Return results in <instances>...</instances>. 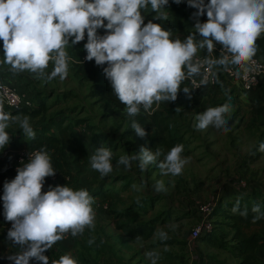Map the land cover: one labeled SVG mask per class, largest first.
I'll list each match as a JSON object with an SVG mask.
<instances>
[{"label":"clouds","instance_id":"obj_1","mask_svg":"<svg viewBox=\"0 0 264 264\" xmlns=\"http://www.w3.org/2000/svg\"><path fill=\"white\" fill-rule=\"evenodd\" d=\"M179 5L185 0H172ZM188 7L195 9L193 34L181 40L172 39V31L149 20L145 23L143 11L151 9L153 20L166 21L165 9L169 0H0V41L3 63L10 66L13 74L29 72L37 79L63 81L69 73L67 47L84 43L85 59L103 67V74L110 82L112 92L125 105L129 117L139 115L143 109L152 115L161 102H175L181 84L190 79L194 88L206 86L209 77L216 78L213 69L222 68L247 79L250 72L258 70L253 59L256 56L258 38L264 34V0H186ZM206 14V22L200 17ZM104 30L103 35L98 30ZM199 37V38H198ZM219 45V56L214 57ZM205 50L203 59H195L198 51ZM53 69L46 72L49 64ZM203 70V71H202ZM196 77H200L197 83ZM189 95L192 90L184 87ZM180 108H177L179 110ZM231 105L209 107L195 117L194 128L206 131L209 128L230 131L226 114ZM17 124L24 137L35 138L29 117L12 116L0 106V149L11 140L7 129ZM131 129L140 138L148 133L136 120ZM264 153V143L259 145ZM183 144H177L164 154L141 146L138 152L120 156L117 166L126 170L135 163L141 172L156 164L161 175L180 176L191 157H182ZM113 153L110 148L99 146L91 155L92 170L107 177L113 171ZM28 162L16 169V176L3 184V214L11 228L7 239L20 251L9 255L12 264H49L45 255L67 234L83 235L85 229L95 228L96 213L92 207L94 198L87 189L74 190L64 186H48L46 178L54 177L51 157L44 148L28 153ZM135 188L136 186L133 185ZM157 193L166 192L162 181L154 185ZM139 203V201H137ZM239 212V201L232 209ZM257 215L254 221L264 216L259 205L252 208ZM246 216L247 209L240 212ZM156 236L167 240L168 235L158 230ZM142 238L136 237L140 242ZM94 243L89 239L88 244ZM150 264H158L160 254L156 250L145 252ZM52 264H78L71 253L61 255Z\"/></svg>","mask_w":264,"mask_h":264},{"label":"rangeland","instance_id":"obj_2","mask_svg":"<svg viewBox=\"0 0 264 264\" xmlns=\"http://www.w3.org/2000/svg\"><path fill=\"white\" fill-rule=\"evenodd\" d=\"M185 5L186 0L179 5L169 0V7L164 10L168 16L166 21L153 20L155 13L150 7L142 14L145 23L152 20L154 23L163 24L164 29L170 28L176 21L186 23L188 30L178 31L184 35L194 29L195 20L192 14L196 11L186 9ZM98 34H105L104 30H98ZM86 42L85 37L81 43L74 46L70 44L67 47L66 51L70 58L69 73L63 81L58 77L52 81L37 79L29 72L13 74L10 66L3 63L4 55H0V68L4 71L0 75V80L15 78L20 92L38 98L39 103L41 100L39 92L48 93L45 108L38 116L29 113L19 114L21 117H29L32 128L49 124L51 118L57 115L62 120L68 117V123H74L71 125L78 127L76 134L89 151L86 172L78 176V189H88L103 180L108 185L114 182L113 187L119 189L115 192L113 201L104 204L93 202L92 207L96 213L93 230L85 229L83 235H78L74 237L75 239L66 235L45 253L49 258V264L67 253H71L78 264H150L145 256V252L149 250H156L160 254L158 264H198L196 249L201 247L202 254H208L212 252V247L199 244L190 247L188 244L192 230L200 224V213L195 212L196 206L194 207L193 203L208 204L213 199H219L226 189L239 192V189L250 190L257 187L264 191V153L258 150L259 145L264 143V94L262 98L261 95L249 96L247 105H237L231 98L224 101L223 104L231 105L230 111L226 114L230 128L227 133L213 128L197 131L189 120L184 121L183 113H176L179 120H174L175 124L168 127L170 131L165 135L180 136L187 151L182 157H191L180 176L161 175L156 164L149 165L144 172H141L135 163L131 169L126 170L122 165L117 166L120 156L134 154L141 146L150 150L152 141L148 137L142 139L135 134L131 129V119L134 117L126 114L122 109L125 106L116 96L110 98L108 95L98 94L105 81L100 71H96L95 68L86 71L80 64L86 53L84 50ZM52 69L53 65L50 63L46 72L50 73ZM67 91H70L69 94L63 98ZM227 94L224 96L227 97ZM59 98L60 100L56 101ZM220 101L211 103L210 107L223 105ZM144 128L152 129L151 135L154 134V126L148 125ZM7 131L17 132L21 129L17 124H13ZM10 145L11 142L4 151L11 149ZM99 146L110 148L113 153V171L107 177H101L100 173L90 167L89 159ZM11 150L15 152L21 148ZM4 151L0 157V170L10 174L14 158L10 155L4 157ZM252 151L257 155L256 158L247 159V154ZM163 158L164 156L162 160ZM70 161L69 159L66 162L62 161L63 166L75 173L74 166L66 164ZM123 180H126L127 184L121 182ZM158 181L163 182L166 192L155 191L154 185ZM0 184H3L1 180ZM49 184L50 182L46 181L44 187ZM153 195L156 197L161 195L162 202H154L148 206L146 212L134 214L133 211H138L135 205L137 201L140 203ZM159 217L161 221L154 223ZM216 221V224L226 229L228 227L225 225L231 223V220L224 217H219ZM1 222L0 219V236H6L10 228ZM140 225L147 226L152 233L148 239L137 242L125 233L124 228L135 229ZM158 230L165 231L168 239L161 241L156 236ZM89 239H94V243L89 245ZM227 243L229 245L232 242ZM214 249L216 252L210 258L213 260L211 264H240V261L235 259V253Z\"/></svg>","mask_w":264,"mask_h":264},{"label":"trees","instance_id":"obj_3","mask_svg":"<svg viewBox=\"0 0 264 264\" xmlns=\"http://www.w3.org/2000/svg\"><path fill=\"white\" fill-rule=\"evenodd\" d=\"M205 2L207 3L208 0H205ZM185 8L195 10L193 8L188 7L187 3L185 5ZM206 20H207L206 14L200 17V22H206ZM187 27L188 25L186 23L184 24L176 21L170 28H165V30L170 29L172 32H178L184 30L186 31L188 30ZM193 33L194 31L190 30L187 31V34L185 35L188 36ZM256 43L258 46L256 56L264 63V34H262L258 38ZM0 45H1L0 49L2 50V41H0ZM83 57L80 61L81 68H84L86 71H91V69L95 68L96 71L97 70L100 71L102 77L105 80L103 81V87L98 91V94L108 95L110 98H113L115 94L112 92L110 82L106 79V77L103 74V67L97 66L94 61L83 64L82 63ZM219 71L220 68L219 70L216 69V83L214 85H208L204 87L219 88L225 93L224 90H226L228 86L226 85V79L224 78V76L219 74ZM2 73L0 75H2ZM0 81L10 83L19 89V87L16 85L15 78L10 77L9 79H1ZM188 81L190 83L189 79ZM22 90L25 91L24 89ZM69 92L70 91H67L66 94L63 96V98L66 95H68ZM247 93L249 95L250 94L256 95L257 97L261 95L262 98V94H264V82L261 83L251 92H247ZM26 95L33 101L34 107L33 108L23 107L19 110L10 111L12 115L29 113L31 115L38 116L40 112H42V109L45 108V102H47L46 98L48 96V93L46 91L41 93L39 92V96H40L39 98L41 99L40 103L38 98H34L28 94ZM227 97L223 96L222 99H219L221 100L220 101L221 104H223L225 100L230 98L236 102V99L232 96L231 93L227 94ZM59 100L60 98L56 99V101ZM183 105H185L183 98L177 99V101L172 103L170 107H165L164 103L161 102L158 108L156 107L155 104L153 105V108H156V110L153 112L152 115H148V113H146L143 109H141L142 113H139V115L133 118L134 120L139 122L143 127H147L148 125H151L152 127L154 126L155 130L153 135H151L152 129L145 128V130L148 133L147 135L148 139L152 141L150 145L151 146L150 150L151 151H155L156 149L161 150L162 155L160 157V160H162V156H164V154H166V152H168L169 149L172 148L173 146L177 144H183V146H185V142L180 136L177 137L175 135H165V133H168L170 131L168 127H170L171 124H175L174 120L176 119L179 120V117L176 118V113L177 114L183 113L184 114L183 117L187 118L186 117L187 114L184 112V110L186 109L180 108ZM177 108L180 109L177 110ZM122 109L125 111V107H122ZM62 116L65 115L62 114ZM185 118L184 121L185 122L188 121ZM68 121H69L68 117H66V119L63 120L62 118L59 117V115L52 117L49 124L41 127L33 128L35 132L34 139H29L24 137L21 131L8 132L11 138L10 148L11 149L25 148L30 151L35 149L39 150L41 148L46 149L51 157V162L54 170L58 174H60V177L57 181L51 182L48 178H46V181L50 182L49 185L54 187L56 185L64 186L67 184L69 187L73 188L74 190H78V185H79L78 176L86 172L89 151L85 143L81 141L78 134H76V129L78 127H76L75 125H71L74 123H68ZM12 133L13 135H10ZM4 149H0V157L3 156ZM253 152L254 151L247 154L246 158L247 159L256 158L257 155L254 154ZM186 154L187 151L184 149L181 155H186ZM67 159L71 161L70 163H66V164L68 166H74V169L76 171L75 173H72L71 171L64 168L62 161L66 162ZM65 176H70V179L67 180ZM0 180L3 182V184L5 181H11L8 172L0 170ZM121 182H125L124 184H127L126 180H123ZM3 184H0V197H2L3 195ZM113 184L114 182L111 185H108V183L103 180L88 188L87 190L89 194L94 198L93 202L104 204L113 201L115 199L114 196L115 192L119 191V189H115L113 187L114 186ZM49 185L44 187L43 190L47 191ZM238 191L239 192L234 191L233 189H226L225 192L219 197L218 205L212 211L211 214V220L213 222L214 228L211 232L203 231L200 237L198 238V240L196 241L195 245L199 244V246H210L218 250H227L229 252H233L235 253V259L240 261V264H264V216H261L260 219L254 221V217L257 215V213H254L252 211V208L255 205H259L261 213H264V191H262L260 188L257 187L254 188L252 187L250 188V190L239 189ZM157 196L158 197L154 195L152 197H147L143 199L140 203L135 204L137 205L138 211L137 212L133 211L134 214H140V212H146L148 206H150L154 202L156 203L162 202V196L161 195H157ZM237 201H239V212L233 213L232 209L234 206H236ZM193 205L194 207L196 206V208H194L195 212H199L197 209V203L196 204L193 203ZM245 209H247V215L246 216L240 215V212H243ZM3 212H4L3 202L0 201V219L2 220L1 223L6 227H10L11 224L5 220ZM219 217L221 218L224 217L231 220V223L229 225H225L226 227H228V229L223 228L218 223L216 224L217 222L216 220ZM160 221L161 218L159 217L154 220V223H159ZM221 224H225V223H221ZM124 231L130 238L136 239L137 236H140L142 240L148 239L152 233V230L150 231V229H148L147 226H143V225H140L135 229L124 228ZM67 236H71V235L67 234ZM72 238L75 239L74 237ZM5 241L10 242L13 246V249L11 250V252H9L8 256L20 251L19 246L13 245V243L7 239V235L6 236L1 235L0 243H4ZM227 242H232V243H229L228 245ZM188 244L190 247H192L189 241ZM199 249H201V247H199ZM203 255L206 259L208 257L212 258L209 256V254L205 253ZM34 262L35 261H30V264H34Z\"/></svg>","mask_w":264,"mask_h":264},{"label":"built area","instance_id":"obj_4","mask_svg":"<svg viewBox=\"0 0 264 264\" xmlns=\"http://www.w3.org/2000/svg\"><path fill=\"white\" fill-rule=\"evenodd\" d=\"M219 47H220L219 45L216 46L217 51L213 53L214 57L218 58ZM205 56L206 54L197 53V56L194 58V60L203 59ZM85 57H86V54L83 57V61H82L83 64H86L89 62L85 59ZM253 59L256 61L259 67L257 71L250 72L248 74L247 79L243 78L242 72H241L240 77H236L234 75V73L238 70L236 68H233L231 73L223 70L225 73V76L228 79L237 81L241 89L245 92H251L256 87H258L261 83L264 82V63L257 56H255ZM106 66L107 65H104L103 67H106ZM213 71L216 72V69H213ZM195 79L197 80V83H199L200 77H196ZM190 83H191V80H190ZM215 83H216V78L215 80H213V78L210 76L209 83L206 86L214 85ZM202 87L204 86H201L200 88H195V89H201ZM0 106H2L3 111L5 112V111L19 110L23 107L33 108L34 103L25 93L20 92V90L14 85L0 81ZM29 152L30 150H27L25 148L19 151H15V152H13L11 149H7L4 151V157H7L8 155H10V156H13L14 158V166L13 168H11V173L9 174V177L11 180L14 179L17 174L16 169L20 167V165L23 166V164H26L28 162L27 160H28ZM59 177H60V174L56 172V175L54 177H48V179L50 181H57ZM65 178L69 180L70 176H65ZM218 201L219 199L217 198V199H213L208 204H203L199 202L197 203V209L200 213V224L196 226L191 232L189 243L191 244L192 247H194L193 244L196 243V241L198 240V238L200 237L203 231L211 232L213 230L214 226L211 220V214H212V211L218 205Z\"/></svg>","mask_w":264,"mask_h":264},{"label":"crops","instance_id":"obj_5","mask_svg":"<svg viewBox=\"0 0 264 264\" xmlns=\"http://www.w3.org/2000/svg\"><path fill=\"white\" fill-rule=\"evenodd\" d=\"M192 31H195V29H192ZM187 37V35H182V32H172V39H181L184 40V38ZM199 38V37H198ZM1 46V45H0ZM3 50V49H2ZM0 49V55L3 54V51ZM198 54H206L205 50L198 51ZM219 70V69H218ZM2 69L0 68V74L2 73ZM219 74L224 76L226 79V85L228 88L225 91V93H231L232 96L236 99L237 105H247L248 101L250 100V97H255L256 95H249L247 92L243 91L237 81L228 79L225 76V73L223 69L220 68ZM181 91L178 93L177 99L183 98L185 105L181 106V109H186L184 112L187 114L185 119L189 120L192 124L196 123L195 117L198 113L203 112L204 108H209L212 104L215 103L217 100L223 98L224 92L220 90L219 88L215 87H203L201 89H195L192 87V85L189 83L188 79H186L181 84ZM184 87H188L191 91L190 98L188 94H185L182 89ZM177 101V100H176ZM165 107H170L172 103L174 102H163ZM205 106V107H203ZM206 109V108H205ZM10 112V111H9ZM11 228V226L9 227ZM13 249V246L10 242L5 241L4 243H0V264H12L11 261L7 259L9 252ZM215 249L212 248V252L208 253L210 257H213L215 254ZM196 253L198 255V264H211L212 259L209 257L206 259L204 255L202 254V250L198 248L196 250ZM218 260V259H216Z\"/></svg>","mask_w":264,"mask_h":264}]
</instances>
